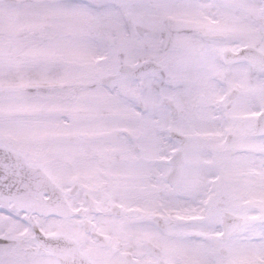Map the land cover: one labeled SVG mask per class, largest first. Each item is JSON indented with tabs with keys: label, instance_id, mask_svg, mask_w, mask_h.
I'll list each match as a JSON object with an SVG mask.
<instances>
[{
	"label": "snow or ice",
	"instance_id": "6c2138e0",
	"mask_svg": "<svg viewBox=\"0 0 264 264\" xmlns=\"http://www.w3.org/2000/svg\"><path fill=\"white\" fill-rule=\"evenodd\" d=\"M0 264H264V0H0Z\"/></svg>",
	"mask_w": 264,
	"mask_h": 264
}]
</instances>
